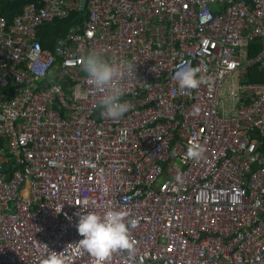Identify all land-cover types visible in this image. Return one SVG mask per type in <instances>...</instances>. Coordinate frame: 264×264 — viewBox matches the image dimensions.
Here are the masks:
<instances>
[{"label": "built area", "instance_id": "2783aa9c", "mask_svg": "<svg viewBox=\"0 0 264 264\" xmlns=\"http://www.w3.org/2000/svg\"><path fill=\"white\" fill-rule=\"evenodd\" d=\"M82 8V26L43 48L41 27ZM256 38L264 0H43L0 15V264L54 251L99 264L76 224L109 209L137 223L132 250L103 264H264V82L242 77L264 69ZM91 49L134 65L119 119L101 116ZM182 68L203 83L181 87Z\"/></svg>", "mask_w": 264, "mask_h": 264}, {"label": "clouds", "instance_id": "9594fccd", "mask_svg": "<svg viewBox=\"0 0 264 264\" xmlns=\"http://www.w3.org/2000/svg\"><path fill=\"white\" fill-rule=\"evenodd\" d=\"M82 68L86 78L99 90L102 95L99 100L101 116L109 119H119L128 112L130 105L123 100L126 90L121 84L124 76L134 71V65L118 58H109L102 51L91 49L82 60ZM174 79L181 87L196 89L203 78H198L194 68H182L175 72ZM204 152L201 146L189 147L187 156L191 159H200ZM85 164L86 161H81ZM177 182L181 176L175 177ZM137 221L128 219L125 222L124 213L109 209L103 215L96 213H78L76 229L82 237L79 244L90 255L95 257L99 264L116 250L131 251L133 245L130 240V231L135 228ZM42 264H64L61 255L50 253Z\"/></svg>", "mask_w": 264, "mask_h": 264}, {"label": "trees", "instance_id": "16d2710c", "mask_svg": "<svg viewBox=\"0 0 264 264\" xmlns=\"http://www.w3.org/2000/svg\"><path fill=\"white\" fill-rule=\"evenodd\" d=\"M246 1L251 3V0ZM30 3H36L40 6L43 4V0H0V15L11 24L15 17L19 16ZM87 13V10L83 8L73 10L68 17L43 25L38 34V40L43 48L54 50L60 41H65L68 38L73 28L82 26L87 19ZM263 50V41L260 38L250 42L247 49L249 57H256ZM242 77L253 83H263L264 69L255 66L244 73Z\"/></svg>", "mask_w": 264, "mask_h": 264}, {"label": "rangeland", "instance_id": "374dc122", "mask_svg": "<svg viewBox=\"0 0 264 264\" xmlns=\"http://www.w3.org/2000/svg\"><path fill=\"white\" fill-rule=\"evenodd\" d=\"M212 9H214V6H213ZM240 77H241V76H240L239 74H237V75L234 76V79H235V80H238V79H240ZM231 82H232V76H230V77L226 80V82H225V86H224V89H223V94L228 93V90H229V88H230V84H231ZM227 104H229V101H228Z\"/></svg>", "mask_w": 264, "mask_h": 264}, {"label": "water", "instance_id": "95a60500", "mask_svg": "<svg viewBox=\"0 0 264 264\" xmlns=\"http://www.w3.org/2000/svg\"><path fill=\"white\" fill-rule=\"evenodd\" d=\"M84 5H85V2H83V7H84ZM52 80H53L52 74H50V79L46 82V86H48Z\"/></svg>", "mask_w": 264, "mask_h": 264}]
</instances>
